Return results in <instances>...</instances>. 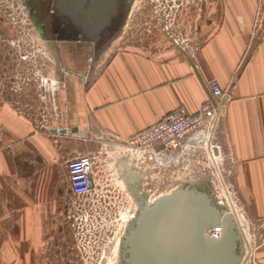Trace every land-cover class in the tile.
I'll return each instance as SVG.
<instances>
[{
  "label": "crops",
  "instance_id": "0c3cea01",
  "mask_svg": "<svg viewBox=\"0 0 264 264\" xmlns=\"http://www.w3.org/2000/svg\"><path fill=\"white\" fill-rule=\"evenodd\" d=\"M210 1L201 43L194 40L185 51L177 45L164 54L114 50L85 84L60 80L52 113L42 109L40 117L39 105L19 109L0 86V242L13 238L8 247H16L18 201L24 209L31 205L33 213L34 204L48 206L50 190L67 180L65 157L105 142L121 144L177 106L197 111L211 99L209 79L229 97L215 131L216 153L230 167L236 203L247 222L264 228V0ZM10 78L6 71L0 75L1 83ZM197 142L193 136L185 140L195 147L187 152L185 169L207 157L209 149ZM189 169L190 182L197 184L193 172L201 169Z\"/></svg>",
  "mask_w": 264,
  "mask_h": 264
},
{
  "label": "rangeland",
  "instance_id": "374dc122",
  "mask_svg": "<svg viewBox=\"0 0 264 264\" xmlns=\"http://www.w3.org/2000/svg\"><path fill=\"white\" fill-rule=\"evenodd\" d=\"M30 1L0 0V56L1 60L6 57L8 64L15 65L6 71L11 75L10 82L0 81V86L1 89L6 86L12 103L23 111H33V107L39 105L40 117L44 115L42 109L54 111L55 92L63 84L60 80L66 84L71 81L72 85L76 79L85 84L114 50L133 47L150 54H164L177 45L188 47L194 40L201 43L207 36L211 3L210 0H128L127 16L118 34L94 60L85 65L81 63L79 68L77 61L70 64L64 60L66 58L53 54L43 22L32 12L34 7ZM0 70H4L0 72L3 75L5 69ZM46 102L48 109L44 106ZM217 127L218 123L215 131ZM212 143L217 145L215 133ZM122 147L117 142H105L86 151L98 156L99 185L92 195L75 197L69 192L67 180H61L58 188L50 190L47 207L37 208L34 204L37 211L33 213L31 205L24 209V201H18V209L22 207V210L18 220L20 229L14 239L16 247H8L7 240L13 238L2 239L0 264H117L120 237L138 206L131 190L120 178L118 170H121L122 158L129 167L142 173L137 189L148 201L193 181L194 177L186 173L189 168L190 172L201 169V172H193L200 179L194 180L197 185L207 188L225 211L230 213L229 202L232 201L244 215L236 203V192L228 175L230 167L218 158L217 151L212 150L213 157L206 151L207 157L206 154L204 158L198 157L200 163L194 161L193 166L190 164L186 169L181 161L177 165L163 164L144 155V161L151 165L145 168L136 154L131 156L129 150ZM66 159L61 162L65 174ZM245 219L242 222L244 235H240L241 263L264 264V228Z\"/></svg>",
  "mask_w": 264,
  "mask_h": 264
},
{
  "label": "water",
  "instance_id": "95a60500",
  "mask_svg": "<svg viewBox=\"0 0 264 264\" xmlns=\"http://www.w3.org/2000/svg\"><path fill=\"white\" fill-rule=\"evenodd\" d=\"M123 4L124 0H110L112 11ZM85 18L82 28L89 31L92 25L88 34L96 40L94 31L107 22L108 13L97 18L93 11ZM51 48L56 55L53 43ZM122 160L120 175L138 206L120 237L117 264H242L239 227L207 188L189 181L148 201L137 189L142 173ZM211 229L217 234L206 235Z\"/></svg>",
  "mask_w": 264,
  "mask_h": 264
},
{
  "label": "built area",
  "instance_id": "2783aa9c",
  "mask_svg": "<svg viewBox=\"0 0 264 264\" xmlns=\"http://www.w3.org/2000/svg\"><path fill=\"white\" fill-rule=\"evenodd\" d=\"M206 85L211 99L204 101L198 111L191 113L185 107L177 106L154 124L126 137L121 142V147L129 150L127 152L131 156L136 154L137 160L145 168H150L151 165L144 161V155L157 163L177 164L181 161L186 165L187 152L195 150L192 144L185 143L189 136L198 138L197 144H205L212 150L215 128L224 102L229 97L226 89L216 79H209ZM65 168L71 195L81 198L94 193L99 185L98 156L94 152L75 153L73 157L66 159ZM212 232L217 234L213 230Z\"/></svg>",
  "mask_w": 264,
  "mask_h": 264
},
{
  "label": "flooded vegetation",
  "instance_id": "af4514ba",
  "mask_svg": "<svg viewBox=\"0 0 264 264\" xmlns=\"http://www.w3.org/2000/svg\"><path fill=\"white\" fill-rule=\"evenodd\" d=\"M30 3L34 7V15L43 22L41 24L47 32V41L50 45L53 43L56 55L66 58L64 60L70 61V64L77 61L75 63L79 68L82 67L81 63L85 65L94 60L114 39L129 8L128 0H124V4L115 11L111 10L110 0H57L56 3L54 0H31ZM93 11L97 18L102 12L108 13L107 22L96 27L94 31L96 40L88 34L92 25H89L88 31L81 24L86 19L85 16L89 17ZM181 49L185 51V47L181 46ZM4 58L5 60L0 61V69L10 71L12 67L15 68V65L6 63L7 58Z\"/></svg>",
  "mask_w": 264,
  "mask_h": 264
},
{
  "label": "bare ground",
  "instance_id": "6f19581e",
  "mask_svg": "<svg viewBox=\"0 0 264 264\" xmlns=\"http://www.w3.org/2000/svg\"><path fill=\"white\" fill-rule=\"evenodd\" d=\"M215 148L217 149V145H214L213 147H212V150H214L215 152H216V150H215ZM209 149V148H208ZM212 150H207L208 151V153L210 154V156L211 157H213L211 154V152H212ZM217 154V153H216ZM121 162V161H120ZM124 161H122V163H123ZM126 163V162H125ZM119 164V163H118ZM126 165L129 167V163H126ZM122 167V166H121ZM119 172H120V170H118ZM120 178H122V177H120ZM230 201V200H229ZM230 203V206H231V208H230V213L232 214V216L234 217V219H235V221H236V223H237V225H238V227H239V230H240V235H244V225L242 224V222L243 221H245L246 219H245V217H244V215H243V213H242V215L240 214L241 212H239V210H238V208H237V206H234V203L232 202V201H230L229 202ZM240 219H241V221H240ZM244 223V222H243ZM211 230H213V229H211ZM211 230H207L205 233H206V235H212V231ZM211 231V232H210ZM217 231V230H216ZM216 231H215V233H216ZM244 238V237H243Z\"/></svg>",
  "mask_w": 264,
  "mask_h": 264
}]
</instances>
